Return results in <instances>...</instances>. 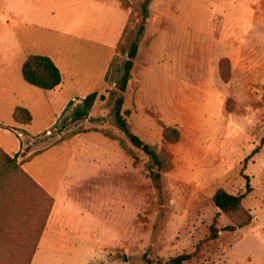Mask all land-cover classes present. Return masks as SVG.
<instances>
[{
	"label": "rangeland",
	"instance_id": "obj_1",
	"mask_svg": "<svg viewBox=\"0 0 264 264\" xmlns=\"http://www.w3.org/2000/svg\"><path fill=\"white\" fill-rule=\"evenodd\" d=\"M118 1L129 12L120 47L126 52L144 0ZM150 17L159 19L149 24L145 48L144 33L139 39L122 114L131 133L170 156L171 169L160 173L161 193L150 179V159L115 125L116 83L127 60L117 51L92 116L91 109L87 118L71 121L81 105L72 103L48 133L16 134L25 150L23 159L16 157L24 174L4 170L0 177V264H32L52 211L51 196L23 164L64 142L69 148L62 154L69 153L71 139L88 133L96 145L118 147L120 173L106 176L95 167L83 191L68 190L73 210H60L63 224L33 264H144L145 255L154 264L182 255H193L183 264H264V0H153ZM75 60L91 64L88 54ZM165 128L179 131L178 143L163 141ZM32 167L46 177L47 164ZM68 169L71 175L77 170L63 164L51 173L63 179ZM46 187H53L49 179ZM218 190L243 196L236 222L217 216ZM228 227L235 230L224 231Z\"/></svg>",
	"mask_w": 264,
	"mask_h": 264
},
{
	"label": "crops",
	"instance_id": "obj_2",
	"mask_svg": "<svg viewBox=\"0 0 264 264\" xmlns=\"http://www.w3.org/2000/svg\"><path fill=\"white\" fill-rule=\"evenodd\" d=\"M150 18L142 39L144 48L149 24L155 25L159 19ZM128 20L129 12L118 0H0V148L7 156L24 158L22 140L16 134L36 136L48 133L69 103L79 105L90 94L104 91L107 85L105 76L116 56ZM63 39L76 40L77 47L63 42ZM79 53L90 55L91 64L76 61L75 56ZM30 56L49 58L62 76L61 84L51 91L28 85L22 77V65ZM139 59L138 53L134 73ZM129 83L128 89L133 84L132 80ZM98 106L99 103L94 105L91 116ZM19 108L30 114L32 121L29 125L15 122L13 114ZM92 135L88 133L72 138L69 153L65 149V154H62L64 147L69 148V142H64L33 156L22 166L53 200L52 211L37 243L32 264L35 259L43 257V247L48 245L47 241L52 242L49 238L58 231L57 224H63L61 217L64 211L60 210H73L68 190L83 191L79 188L92 182L95 167H99V171L101 169L106 176L111 172L120 173L121 160L116 159L120 153L118 147L112 148L109 142L96 145ZM82 139L86 142L83 143ZM105 148L108 151L111 148L112 153ZM34 163L48 165L46 177L34 175L37 174L32 167ZM63 164L77 170L71 175V169H68L70 176L65 171L63 179L54 178L52 173L61 172ZM28 168L34 173L28 172ZM48 179L53 186L50 189L46 187ZM80 192L78 194L83 198ZM118 209L121 210V207ZM58 239L63 240L61 237ZM54 245L58 244L54 242Z\"/></svg>",
	"mask_w": 264,
	"mask_h": 264
},
{
	"label": "trees",
	"instance_id": "obj_3",
	"mask_svg": "<svg viewBox=\"0 0 264 264\" xmlns=\"http://www.w3.org/2000/svg\"><path fill=\"white\" fill-rule=\"evenodd\" d=\"M122 1L126 2V0H122ZM152 1L153 0H144L142 2L141 4L142 21L137 30L134 41L130 43L129 48L126 49V52L124 51V49L122 51L120 50L122 43L121 41L116 49V52L120 51L121 54L126 55L127 60L123 64L122 74L116 83V90L118 96L117 99L115 100L113 116L115 120V125L119 129V131L125 134L129 142L135 148L140 149L150 159L151 163L148 166L150 179L153 181L154 186L158 190V192L161 193L160 173H164V172L166 173L171 169L170 156L167 153L156 152L155 150L151 149L149 146L144 144L139 137L131 133L128 124L126 122V119L123 115L124 113L122 114V108L124 104L123 94L127 90L128 83L131 79V72L134 68V63L139 52L138 42L145 31L146 22L148 20V7ZM126 32H127V26L122 34L121 40L125 37ZM115 59L116 56H114V58L112 59L108 73L105 76V82L107 80L108 74ZM22 77L28 85L40 89L42 91L54 90L62 82V76L59 70L54 65V63L49 58L43 56L28 57L22 65ZM103 100L104 97L100 96L98 98L97 93L90 94L82 101L81 105L74 110L71 121L76 122L87 118L96 101H103ZM71 105L72 103H69L68 107H70ZM127 114L128 112H125V115ZM13 118L16 123L23 125H29L32 121V118L28 113V111L21 108L15 110L13 114ZM108 137L112 139V136L111 137L108 136ZM162 137L165 143L176 144L180 140V133L175 128H165L163 130ZM255 153L256 152H253L252 155H254ZM4 170L7 173L9 172L23 173L22 170L20 169V166L17 164L16 157L10 158L0 149V177L1 175H4L3 174ZM242 199L243 196H234L226 193L223 190H218L213 196V204L218 211L217 216L219 215V213H222L227 217H229L232 221L236 222L237 218L235 216V213L240 210ZM214 224L215 222L213 223L211 230L214 229ZM234 230L235 228L228 227L224 231H234ZM216 237H217V233L214 231L211 239L215 240ZM192 257L193 255L178 256L176 258L170 259L167 262V264H183L191 260ZM143 261L144 264H154L153 261L150 260L146 255L143 256Z\"/></svg>",
	"mask_w": 264,
	"mask_h": 264
}]
</instances>
